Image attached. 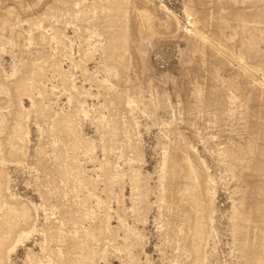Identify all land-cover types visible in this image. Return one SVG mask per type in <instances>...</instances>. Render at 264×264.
I'll use <instances>...</instances> for the list:
<instances>
[{"label": "rangeland", "instance_id": "1", "mask_svg": "<svg viewBox=\"0 0 264 264\" xmlns=\"http://www.w3.org/2000/svg\"><path fill=\"white\" fill-rule=\"evenodd\" d=\"M0 264H264V0H0Z\"/></svg>", "mask_w": 264, "mask_h": 264}]
</instances>
